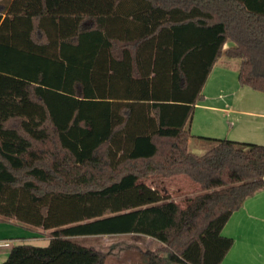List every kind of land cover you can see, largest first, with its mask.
Returning a JSON list of instances; mask_svg holds the SVG:
<instances>
[{
	"label": "trees",
	"instance_id": "16d2710c",
	"mask_svg": "<svg viewBox=\"0 0 264 264\" xmlns=\"http://www.w3.org/2000/svg\"><path fill=\"white\" fill-rule=\"evenodd\" d=\"M221 55L264 93V0L0 2V222L49 231L1 264H110L78 238L125 235L158 243L127 246L130 263L222 264L264 146L188 152ZM179 177L198 188L183 205L145 183Z\"/></svg>",
	"mask_w": 264,
	"mask_h": 264
},
{
	"label": "crops",
	"instance_id": "0c3cea01",
	"mask_svg": "<svg viewBox=\"0 0 264 264\" xmlns=\"http://www.w3.org/2000/svg\"><path fill=\"white\" fill-rule=\"evenodd\" d=\"M228 47L227 43L224 49ZM239 64V59L225 55H221L214 64L202 90L203 100L195 105L188 126L192 137L188 140L187 149L193 143V149L201 151L199 154L192 150V154L198 153L200 156L212 146L203 140L207 138L264 146V93L239 85ZM7 223L19 225L13 221ZM42 232L41 235L33 233L30 238L38 239L45 235L48 241L49 231ZM221 233L233 240L222 264H264V189L243 201ZM1 243L3 247L8 241L3 240ZM124 264L142 263L128 261Z\"/></svg>",
	"mask_w": 264,
	"mask_h": 264
},
{
	"label": "rangeland",
	"instance_id": "374dc122",
	"mask_svg": "<svg viewBox=\"0 0 264 264\" xmlns=\"http://www.w3.org/2000/svg\"><path fill=\"white\" fill-rule=\"evenodd\" d=\"M228 45L231 46L230 42H228ZM192 150L201 154V151H199L200 149H193V143L190 144L188 152L191 153ZM198 153L196 154L198 155ZM145 183L149 186L157 188L164 194H168L173 200L178 201L182 205L187 198L194 196L198 192L196 185H193L187 179L185 180L184 177L169 180L149 179L146 180ZM33 231L37 232H32V229L24 226L0 222V243L3 240L8 241L6 246H0V264L6 259L11 246L29 244L43 247L48 244L44 234H42L44 237L38 239L30 238L33 233H40L41 235V232L43 231L42 229L41 231L33 229ZM78 239L82 242L81 244L85 246H91L101 252L108 254V256H111L110 264H123L128 262L130 259L133 260L134 258L132 252L125 251V248L129 245L139 246L142 249H154L158 246V243L150 238L135 235L92 238L84 237Z\"/></svg>",
	"mask_w": 264,
	"mask_h": 264
},
{
	"label": "built area",
	"instance_id": "2783aa9c",
	"mask_svg": "<svg viewBox=\"0 0 264 264\" xmlns=\"http://www.w3.org/2000/svg\"><path fill=\"white\" fill-rule=\"evenodd\" d=\"M4 245L3 243H0V246Z\"/></svg>",
	"mask_w": 264,
	"mask_h": 264
}]
</instances>
